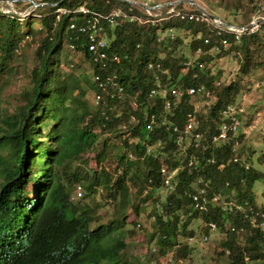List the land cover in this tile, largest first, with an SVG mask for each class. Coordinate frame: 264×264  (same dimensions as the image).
Here are the masks:
<instances>
[{"label": "trees", "instance_id": "obj_1", "mask_svg": "<svg viewBox=\"0 0 264 264\" xmlns=\"http://www.w3.org/2000/svg\"><path fill=\"white\" fill-rule=\"evenodd\" d=\"M232 1L234 9L242 11L245 22L218 15L237 25H243L252 18V10L244 9L249 5L256 7L258 1L264 3V0ZM28 4L15 2L18 9ZM78 4L95 10H109L115 6L128 8L131 5L124 0H62L57 5H41L38 7L43 9L41 15L29 16L0 9V264H117L126 242L121 232L111 238L107 235L113 224L117 228L124 223L127 206L133 211L139 207H150L155 222L152 237L156 236L154 243L158 244L154 256L166 255L176 240L177 230L183 236L194 234L196 230L186 228L191 215L182 221L179 215L189 212V192L194 187L197 170L185 165L186 154L172 151L175 136L169 128L157 127L152 131L145 128L144 114L162 111L164 103L160 96L148 97L147 92L152 85H156L155 75L159 76L161 83L179 86L182 95L172 102L168 116L174 123L183 126L186 114L192 112L196 116L197 112L193 100L197 94H187L186 88L203 85L205 91L199 95H204L206 89H210L214 99L208 104L204 118L203 114L197 116L200 128L210 135L217 130L219 110L227 104H234L239 81L233 79L216 84L215 74L208 68L209 60L222 48L240 54L239 76L249 74L261 64L256 54L263 45H257L260 37L257 30L251 28L235 38L234 34L225 31L218 35L210 21L178 16H169L154 24L122 19L114 26H106L109 49L121 56V63L115 65L117 72L128 91L137 93L139 100V107L135 111L140 121L123 131L119 127V117L106 120L96 112L91 100L85 97L95 88L88 67L74 68L64 73L59 69V52L66 44L68 32H72L67 24L75 14L59 13L56 8L69 9ZM175 7L200 12L184 1L177 2ZM168 8L169 5H164L161 10L166 12ZM213 9L211 6L209 11L214 12ZM142 11L138 5H134L133 12L146 17L147 14ZM35 20L39 22L38 27L32 26ZM23 26L28 28L23 30ZM171 28L182 32L171 37ZM82 36L79 34L75 40L77 49H83ZM206 36H209V42L204 41ZM221 37H226L228 43L225 47L220 45L218 51L213 45L218 44ZM32 40L37 43V62L30 70L28 85L17 94L5 97L3 90L8 82L3 75L5 68L11 69V61L22 52L24 44ZM187 44L189 55L183 49ZM198 47L203 51L200 55L195 52ZM189 58L201 60L204 66L185 68L183 61ZM148 62H159L160 66L154 64L148 68ZM163 68L167 72H162ZM47 121L50 122L46 125ZM237 136L241 140V133L238 132ZM158 137L167 142L153 146L146 152L147 144H152ZM243 145L233 149L231 143L224 141L221 144L211 143L213 147L205 150L192 144L188 146V153L193 151L203 157H215V162L207 164L201 173L212 177L222 194L220 203L212 205L205 212L193 213L201 221L199 231L209 235L213 231L226 230L228 235L214 248L216 256L226 257V264H264L263 225H250L241 212L228 211L223 204L225 199H236L256 205L255 187L264 172L256 166L257 158L254 155L247 154L245 157ZM129 153H132V157ZM234 154L239 161L232 160ZM261 154L264 156V150H261ZM89 155L95 158V169L91 172L87 170L84 175L76 170L70 171L73 161L81 158L87 163ZM109 155L115 160L113 170L103 164ZM244 160L250 164L247 169L244 168ZM162 161L171 168L182 165L174 175L176 189L165 192L159 184L154 183L149 191L143 193L150 176L154 182L159 180L158 166ZM128 169L132 171L127 176ZM82 179L85 180V184H82L85 193L80 200L73 202L70 188L75 189ZM226 180L230 185H225ZM98 182L106 189L110 201L114 202L117 215L108 222L94 218L98 216L82 199ZM136 197L138 200L135 202ZM145 200L151 204L143 205ZM168 200L172 202L168 203ZM93 221L96 224L91 226ZM207 221H214L216 227L211 229L203 225ZM231 223L244 225L245 230L231 231L227 227ZM194 243L182 240L172 255L173 259L166 264H180Z\"/></svg>", "mask_w": 264, "mask_h": 264}, {"label": "built area", "instance_id": "obj_2", "mask_svg": "<svg viewBox=\"0 0 264 264\" xmlns=\"http://www.w3.org/2000/svg\"><path fill=\"white\" fill-rule=\"evenodd\" d=\"M126 1V0H124ZM172 1V0H169ZM131 3L128 8L122 6H115L109 10H95L85 4H78L74 8L57 7L56 11L59 13H73L75 17L71 19L68 24V32L66 37V45L70 53L74 54L75 57L84 56L89 65L88 74L93 81L95 88L93 89L91 103L100 115L102 114L106 120H111L113 117H119V127L120 129L128 130L136 125L140 120L137 112L135 111L139 107V100L137 99V93L131 94L127 85L122 81L115 65L121 63V56L119 53L109 49L110 45L106 37V26H114L118 24L122 19H128L129 21H137L140 24H145L150 22L154 24L160 19H165L169 16H178L182 19H203L205 21H210L215 25V31L219 35L222 31L229 32L235 35V38H239L242 32L245 30L243 28H238L233 25H223L217 21L209 18L207 15L201 11L192 12L187 10H182L176 8L175 4L169 3L164 4V2H154L153 0H133L127 1ZM139 2V3H138ZM144 4V6L141 3ZM134 5H138L146 13V17L133 12ZM155 5L154 9H150L146 6ZM164 5H169L166 12L161 10ZM3 12H11L9 9H2ZM19 15V14H17ZM24 16V15H20ZM22 19V17H19ZM252 28V27H251ZM248 29V28H247ZM79 34H82L83 38V49H77L75 40L79 38ZM175 31L171 28L169 35L173 37ZM205 42H209V36L204 38ZM228 41L226 37H221L218 39V44H214L213 48L215 50H220V45L225 47ZM196 54H202L201 47L196 49ZM160 66L159 62L153 63L148 62L147 67L152 68L153 66ZM73 65V63H71ZM185 68L198 66L202 68L204 62L199 59H185L183 61ZM162 72H167L166 68L161 69ZM156 85H152L148 92V97L160 96L163 99V110L160 112L149 111L144 114V125L148 131H152L155 128L165 127L169 128L174 134L175 147L172 149L173 152L180 151L184 155L186 154L185 165L197 170V175L193 180V189L189 192V207L192 211H197L199 213L205 212L210 209L212 205L221 202L222 194L216 188L215 183L210 176H204L201 170H204L207 164H213L215 162V157L213 155L203 157L193 151H187L188 146L192 144L194 147H200L201 150H205L211 146V143L221 144L224 141L231 143L233 149H235L239 144L238 131L241 126V110L234 104H227L225 107L219 110L220 121L217 126V130L210 135L206 133L205 130L200 128V120L195 116L194 113L188 112L186 114L184 125L180 126L172 121L168 116L169 112L172 110V102L178 99L182 95V90L177 85H168L167 83H161L158 75H155ZM219 81H216L218 84ZM205 87L203 85H191L186 88V93L190 95L198 94L204 92ZM128 103L126 109L125 105ZM113 114V115H111ZM121 118V119H120ZM167 140L162 137H158L152 144H147L146 152L150 151L153 146L163 145ZM203 152V151H202ZM132 157V153H129ZM233 161H239V157L234 154L232 157ZM244 168H249V162L243 161ZM182 168V165H177L171 168L167 163L162 161L158 166L159 180L154 182V179L150 176L148 181L145 183L143 188V193L149 191V189L154 185V183L159 184L165 192H172L176 189V181L174 175L177 171ZM242 180V179H240ZM225 185H230L228 180L225 181ZM84 192V187L82 183H78L74 189V193L77 195H82ZM111 200V199H110ZM168 200V203H171ZM143 205L149 206L151 203L149 200L142 202ZM224 206L228 211L238 210L243 214L245 218L248 219L250 225H263L264 227V209L258 205L251 204L249 201L244 200L243 202L237 201L236 199L224 200ZM203 225H208L211 229L216 227L214 221H207ZM227 227L231 231L245 230L244 225H236L234 223L227 224ZM176 240L172 248L166 253L169 259L172 258L174 251L181 245V241L185 240L188 243H193L195 240L205 241L208 239V234L204 231H199V233L186 234L183 236L179 230L176 233ZM151 251L155 252L158 249V244H151ZM228 251V250H227ZM247 260L248 257L246 256ZM148 264H156L155 258H150Z\"/></svg>", "mask_w": 264, "mask_h": 264}, {"label": "rangeland", "instance_id": "obj_3", "mask_svg": "<svg viewBox=\"0 0 264 264\" xmlns=\"http://www.w3.org/2000/svg\"><path fill=\"white\" fill-rule=\"evenodd\" d=\"M38 2L37 0H34ZM159 2H165L167 0H156ZM201 6L209 10L211 6L214 8L212 11L215 14H223L226 18H232L238 22H245L244 15L241 10L234 9L232 0H196ZM15 2H28V0H17L13 2V6L18 11L28 10L27 14L29 15H41L43 9L37 7H28V5L18 9L19 6H15ZM48 5V4H47ZM249 5L244 10H252V19H258L264 16V3L261 1L257 2L256 7H251ZM0 9H11L7 7L5 2H0ZM47 10L46 12H48ZM250 20V21H251ZM248 23V22H247ZM246 24V23H245ZM32 26L38 27L39 22L35 20L32 23ZM27 26H23L22 29L26 30ZM252 30H257L260 39L257 45L260 46L258 53L256 54L258 60L261 62L260 65L253 68L249 74L239 76L238 67L240 63V54H236L233 51H228V49L222 48L225 52L221 50L212 56V59L207 63L209 65V70L212 74H215L216 81H229L236 79L238 80V92L234 97V105L237 106L241 112V126L239 133L242 137L239 140L238 147L241 145L245 146L243 154L254 155L256 159V166H258L264 172V156L261 154V150H264V21L254 25ZM182 30H176L175 33H180ZM43 35V34H42ZM41 35V36H42ZM263 40V43L261 42ZM37 41V39L35 40ZM36 42L33 40L30 43H25L22 47V52L11 61L12 67L10 70L5 68L4 77L8 79L3 93L6 97L7 95H15L22 88L26 87L29 82V73L31 68L36 64L37 58L35 55V46ZM183 49H186L187 54H190V48L183 46ZM59 69L64 73L66 70L74 68H86L89 67L88 60L84 56L75 57L74 54L70 53L67 49L66 44H63L62 49L59 52ZM73 65L69 66L70 62ZM70 63V64H71ZM209 91V92H208ZM92 91L85 94V97L91 100ZM214 96L210 89H206L204 95H199L193 97L196 116H201L204 118L205 114L208 111V104L212 102ZM201 117V119H202ZM50 121H47L46 125ZM110 144V143H109ZM112 144H110L111 146ZM250 146V147H249ZM253 149V150H252ZM89 160L87 163L83 162V159L73 161L70 166V171L76 170L81 172L83 175L86 171H92L95 169V158L89 155ZM247 158V157H246ZM253 162V161H251ZM103 164L107 166L109 170H113L115 160L112 155L106 157L103 161ZM131 169H128L127 176L131 173ZM82 184H85V180H80ZM84 187V186H83ZM133 186H131V192H133ZM71 191V200L77 202L80 200L82 195H77L74 193V188H70ZM85 192L82 194L84 195ZM131 196H134L131 193ZM85 200L87 205L92 209L93 214L98 217L103 222H108L112 217H115L117 214L114 210V202L110 201L109 196L107 195L106 189L103 185L98 182L92 191H90L86 197L82 198ZM254 199L256 205L264 207V175L260 176V179L257 181L255 187ZM138 200L136 197L135 202ZM128 212L127 217L124 220V223L121 226L118 225L115 228L114 224L109 231L107 237L111 238L121 232L122 237L126 242V246L120 252V259L117 264H148L147 260L151 258L156 259V264H166L167 261L171 260L165 254H160L154 256L153 252L149 249L152 243L155 242L156 236L152 237L154 229V220L153 215H151L150 207L138 208L137 210H131L127 206ZM192 209L189 207V212L180 213L179 217L182 220H185L188 215L190 216V221L187 225V230L194 229L196 233H199L198 224L201 222L198 215L193 213ZM180 221V222H181ZM179 222V224H180ZM96 224V221L91 223V226ZM178 224V226H180ZM225 229H220L219 231H213L208 235V239L205 241L195 240L193 244L190 245V250L187 253V256L183 258L180 264H226V257H218L214 253V248L219 244V241L224 239L227 236ZM153 238V239H152ZM152 242V243H151ZM188 242V241H187ZM153 254V256H152ZM173 259V258H172ZM149 261V260H148ZM260 262V261H258ZM107 264V263H102Z\"/></svg>", "mask_w": 264, "mask_h": 264}, {"label": "water", "instance_id": "obj_4", "mask_svg": "<svg viewBox=\"0 0 264 264\" xmlns=\"http://www.w3.org/2000/svg\"><path fill=\"white\" fill-rule=\"evenodd\" d=\"M14 1H17V0H0V2H5L7 4V7H9L12 11L16 12L17 14H19V15H25V14H27L28 10L18 11L13 6V2ZM28 1L30 2L29 5H28V7H31L32 8V7H37V6H41V5H47V4L48 5H57L62 0H58L56 2H36L34 0H28ZM126 1H133V0H126ZM181 1H184V2H187V3L191 4V5H193L198 10H200L202 13H204L205 15H207L209 18H211V19H213V20H215L218 23L223 24V25H233V26L238 27V28L247 29V28H251L254 25H257L258 23L264 21V16H262V17H260L258 19H252L251 21H249L248 23L243 24V25L232 24V23L224 20L223 18H221L218 14H215V13L207 10L205 7L201 6L196 0H172V1H165L164 4H169L171 2L176 3V2H181ZM141 4L144 6L143 3H141ZM154 6L155 5H150V6H146V7L150 8V9H154L155 8Z\"/></svg>", "mask_w": 264, "mask_h": 264}]
</instances>
